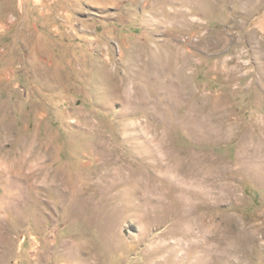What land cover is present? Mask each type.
<instances>
[{"label": "rangeland", "instance_id": "1", "mask_svg": "<svg viewBox=\"0 0 264 264\" xmlns=\"http://www.w3.org/2000/svg\"><path fill=\"white\" fill-rule=\"evenodd\" d=\"M0 264H264V0H0Z\"/></svg>", "mask_w": 264, "mask_h": 264}]
</instances>
